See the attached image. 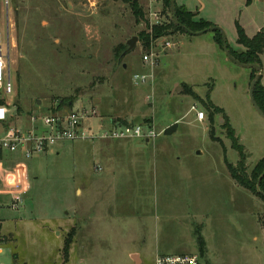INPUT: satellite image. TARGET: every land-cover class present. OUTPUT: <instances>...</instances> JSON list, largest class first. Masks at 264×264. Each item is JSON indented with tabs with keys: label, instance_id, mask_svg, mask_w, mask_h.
<instances>
[{
	"label": "rangeland",
	"instance_id": "rangeland-1",
	"mask_svg": "<svg viewBox=\"0 0 264 264\" xmlns=\"http://www.w3.org/2000/svg\"><path fill=\"white\" fill-rule=\"evenodd\" d=\"M172 1L219 28L234 51H244L235 23L249 38L264 32V0ZM138 2L144 16L136 22L118 0H0L5 80L13 88L4 99L20 110L10 125L82 110L90 116L84 127L121 119L156 133L135 153L104 152L97 142L110 140L95 139L0 160L2 264H134L131 249L153 264L155 248L198 253V227L207 251L202 264H264V201L238 187L225 165L238 161L227 126L244 148L248 172L264 157V119L249 99L259 76L264 89V52L258 75L229 60L211 31H171V48L156 47L157 64L144 65L151 48L137 36L149 34L151 13L163 24L170 12L163 0ZM133 37L132 50L115 56ZM208 95L225 115L206 110ZM69 99L71 109L57 108ZM17 194L23 202L15 209Z\"/></svg>",
	"mask_w": 264,
	"mask_h": 264
},
{
	"label": "built area",
	"instance_id": "built-area-1",
	"mask_svg": "<svg viewBox=\"0 0 264 264\" xmlns=\"http://www.w3.org/2000/svg\"><path fill=\"white\" fill-rule=\"evenodd\" d=\"M6 1V0H5ZM93 2V0H91ZM150 27L161 25L158 14L151 13L149 16ZM160 47L162 49L171 48L170 42L165 38H160L151 42V50L142 56V63L148 66H155L158 60V54L153 49ZM7 56L2 53L0 46V127L7 123L8 127L0 132V153H20L22 158L31 159L35 154L44 153L55 144H64L66 142H81L85 140H150L156 137V133L149 127L139 124L119 125L116 122H102L97 124V130L91 127H84V122L90 117L86 111H70L69 113L56 114H35L29 116L33 124L31 129H23L21 126H12L10 122L19 116L16 111L9 108L4 96L12 94L13 88L7 78ZM146 76H134V81L145 82ZM135 82V83H136ZM195 110V107H192ZM204 115L202 112H196L197 121H201ZM23 198L12 195L11 205L17 209L22 204ZM2 253L0 247V254ZM0 264L1 261H0ZM153 264H201V258L198 254H166L156 255Z\"/></svg>",
	"mask_w": 264,
	"mask_h": 264
},
{
	"label": "trees",
	"instance_id": "trees-1",
	"mask_svg": "<svg viewBox=\"0 0 264 264\" xmlns=\"http://www.w3.org/2000/svg\"><path fill=\"white\" fill-rule=\"evenodd\" d=\"M126 4L135 21L137 22L144 16V12L139 4L138 0H118ZM171 0H163L165 8L169 9L170 15L166 16L165 23L161 25L152 26L149 29V34L144 31L138 34V41L141 42L142 46L147 50L151 46V42L160 38H165L166 36L171 35V31L187 33L189 32H200L208 28L215 27L212 23L198 19L194 20L196 13H191L183 7H178L173 3V16L171 14ZM252 0H246V4H250ZM236 29V43L241 45L244 48V51H234L230 49L227 45L228 51L233 59L238 61L241 64L245 65H260V56L264 52V32L259 31L253 37L249 38L245 34L243 28H241L238 23H235ZM213 33L214 43L222 50V35L216 29L211 31ZM121 50V54L126 50L125 46H118L114 50V55L116 56L117 51ZM120 54V56H121ZM260 67V66H259ZM261 69V68H260ZM253 72H257L255 69H251ZM260 76L257 77L255 86L253 88V97L259 107V109L264 114V89L259 85ZM3 101H0V104H3ZM72 100H67L66 103L63 101L60 102L57 108H70L72 106ZM206 110L209 113L222 114L223 110L212 106L210 103L209 95L207 96V103L204 104ZM16 112H20L19 108H16ZM113 122L118 123L119 125H129L131 123L126 120L117 119ZM8 127L7 123H3L1 128ZM226 134L228 139L231 141V148L234 149L238 154V161L235 165H232L225 161L226 169L235 182V184L247 191H249L254 196L260 198L264 201V157L256 162L250 172L247 171L246 161L247 155L244 151V148L240 145L238 138L234 135V130L230 127H226ZM74 230L71 229L68 234V244L71 245L73 242ZM196 237V244L198 248V255L202 259L205 254V243L201 236V227H198L194 231Z\"/></svg>",
	"mask_w": 264,
	"mask_h": 264
},
{
	"label": "crops",
	"instance_id": "crops-1",
	"mask_svg": "<svg viewBox=\"0 0 264 264\" xmlns=\"http://www.w3.org/2000/svg\"><path fill=\"white\" fill-rule=\"evenodd\" d=\"M182 6H184V5H182ZM6 47H7V45H6ZM202 120L200 122H202ZM99 121H101V120H99ZM19 126H21L23 129H31L33 127V124L30 122V119L28 118V122H27L26 126H24V127H23V125H19ZM132 141H136V142H132ZM146 142H149V140L148 141H146V140H114V141H111L110 140V141H99L97 143L99 144V146H101L104 149L107 147L104 150V152L106 150L112 151L115 149H127V151H129V148H130L135 153V152H139L140 150L144 149L145 146L143 143H146ZM120 144H122V145H120ZM3 159H22L23 160L24 158H22L20 153H10V152L3 151L0 153V160H3ZM24 160H28V159H24ZM138 161H140V160H138ZM76 194L77 195L81 194V191L77 189ZM155 249H156V252L153 255V262H154V258L156 255H166V254L170 253V251L165 250L163 248H155ZM205 253L207 254L206 250H205ZM196 254H198V253H196ZM206 254L204 256H206ZM128 255H129L130 260L134 264H142L143 263L142 254L139 251H137L136 249L135 250L131 249V251L128 252ZM202 259H201V264H202Z\"/></svg>",
	"mask_w": 264,
	"mask_h": 264
},
{
	"label": "water",
	"instance_id": "water-1",
	"mask_svg": "<svg viewBox=\"0 0 264 264\" xmlns=\"http://www.w3.org/2000/svg\"><path fill=\"white\" fill-rule=\"evenodd\" d=\"M170 2H171V14H172V16H173V1L171 0ZM214 29L218 30V31L220 32V34L222 35V50H223L225 56H226L229 60L233 61L234 63H236V64H238V65H240V66H243V67H246V68H250V69H255V70L257 71L258 75H259V72H260L261 69H260V67H259L258 65H255V64H254V65H245V64H241V63H239L238 61H236L235 59H233V58L231 57V55H230V53H229V51H228L227 44H226L225 38H224V36H223V33H222V31H221L219 28H217V27L208 28V29H205V30H203V31L195 32V33L187 31V33H188V34H191V35H199V34H202V33L208 32V31H212V30H214ZM136 40H137V38H136V37H133V38L129 39V40L126 42V44H127L128 47H127V49L123 52V54L121 55L122 57H123L125 54H127L128 52H130V51L132 50V48H133L134 45H135ZM255 83H256V80H253V81H251V83H250V86H249V99H250V101H251L253 107H254L255 110L257 111V113H258V114L264 119V114L262 113V111H261V110L259 109V107L257 106V104H256V102H255V100H254V97H253V88H254V86H255ZM174 128H175V126H172V127L167 128V129L164 131V134H165V135L170 134ZM146 141H148V140H146Z\"/></svg>",
	"mask_w": 264,
	"mask_h": 264
}]
</instances>
